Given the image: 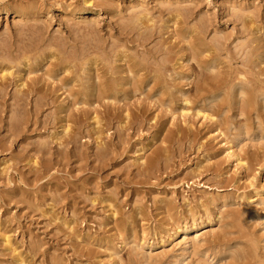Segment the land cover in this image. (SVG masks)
<instances>
[{"label": "rangeland", "instance_id": "obj_1", "mask_svg": "<svg viewBox=\"0 0 264 264\" xmlns=\"http://www.w3.org/2000/svg\"><path fill=\"white\" fill-rule=\"evenodd\" d=\"M0 60V264H264V0H0Z\"/></svg>", "mask_w": 264, "mask_h": 264}, {"label": "bare ground", "instance_id": "obj_2", "mask_svg": "<svg viewBox=\"0 0 264 264\" xmlns=\"http://www.w3.org/2000/svg\"><path fill=\"white\" fill-rule=\"evenodd\" d=\"M17 13V18L19 19L22 16H31L32 13L31 11H29V9H21L20 11L16 12ZM118 58L122 59L123 58V54L120 53L118 54ZM26 59L27 57H22V62L17 63V64H24L26 63ZM141 64L140 63H136V62H127L125 64V68H127V73L133 75L132 80L130 79L131 77H128L125 81H126V85L129 84L131 86H129L128 89H125V91L123 92H116L115 90H111V89H91L90 91V95H93V91L95 90V92L97 91L96 95L100 96V97H110L114 100H119L120 97L122 96H129V95H133L135 93H137V91H141L144 88L145 84H148V82L151 81H155V76H152L151 78H146V79H139L136 80L134 79V77L138 76V72L141 70L140 68ZM9 68L8 66L3 64V61L0 60V113L1 112H6L8 110H12L13 108H10L11 106L15 105V109L17 110V108H19L18 110L21 111L23 114H33V115H37L41 109L43 108V106L45 105V103L43 102L44 97L41 96L40 98H38L35 101V104L32 105L29 109L27 108L26 104L29 103L31 101V97L32 95L38 93L40 90L35 86V83L37 82H33V84H25V83H20L19 86H17L15 92L10 95L9 93H7L6 89L9 86V83H7V76L12 75V72H7L6 69ZM242 82V80H239V84ZM124 84V85H125ZM26 86V88L24 89V87ZM240 88H244L243 85L240 86ZM155 90V86L150 88L148 91H141L140 94H144L145 97L146 96H150L153 94ZM119 94V95H118ZM8 95L9 99H13L14 100V104H10L9 106L7 105V99L6 96ZM28 101V102H27ZM184 104H187L188 101L184 100L183 101ZM116 110H118V108H114ZM132 110L136 116H138V114H142V109L143 107L139 104L138 106L136 105H132V108L130 107H125L121 106V110ZM203 110V109H202ZM129 114H127L124 118V121L128 119ZM209 116V115H208ZM128 121V120H127ZM95 123L98 124V120L95 119ZM125 124L130 125V121L126 122ZM7 129L5 130L7 133H11V129L9 128V124H7ZM100 129L99 127L95 130V140H98L100 137ZM18 136H20V133H18ZM63 142H68L67 139H64ZM232 148V147H231ZM5 149V143L4 140L0 138V152H3ZM231 156L235 158V161L237 163H239V158L237 156V154L235 153V151H233V149H231ZM10 160H12V158H10ZM16 189V188H15ZM12 193V192H11ZM13 195H16V193H12ZM6 242H8V238L5 237L4 239ZM9 244V243H6ZM261 258L260 256H258L256 253H254L253 250V264H258V259Z\"/></svg>", "mask_w": 264, "mask_h": 264}]
</instances>
